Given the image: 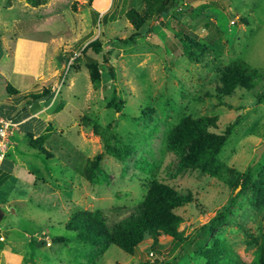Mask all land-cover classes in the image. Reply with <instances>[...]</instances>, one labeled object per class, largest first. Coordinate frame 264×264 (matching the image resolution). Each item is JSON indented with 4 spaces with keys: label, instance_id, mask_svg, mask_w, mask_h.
I'll list each match as a JSON object with an SVG mask.
<instances>
[{
    "label": "rangeland",
    "instance_id": "obj_1",
    "mask_svg": "<svg viewBox=\"0 0 264 264\" xmlns=\"http://www.w3.org/2000/svg\"><path fill=\"white\" fill-rule=\"evenodd\" d=\"M30 1L44 4L32 7ZM128 4L144 14L143 0H1L3 28L12 39L16 35L19 46L17 61L11 60L18 74L11 86L28 73L51 89L46 105L52 112L46 119L52 132L44 147L53 158L36 155L25 139L10 141L5 157L15 171L0 176V264H205L203 252L215 246L223 251L215 264H227L235 255L251 260L262 243L264 206L255 202L251 186L260 183L264 172V152L255 162L256 151L264 146V98L257 99L264 82L250 92L237 89L220 102L213 67L215 61L226 66L241 58L264 73V0H182L150 23L151 32L145 25L134 45L117 40L135 32L121 12ZM221 4L230 8L233 20ZM181 29L208 49L199 60L185 54L176 37ZM82 39L87 41L83 46ZM96 39L103 51L87 57L100 65L97 88L90 81L88 58L81 54ZM68 54L72 57L63 64ZM106 67H113L115 79ZM7 85L0 78L4 113L10 104L5 101ZM58 105L60 112L55 111ZM183 115L217 117V133L239 117L218 159L230 170L249 173L251 184L245 190L200 171L179 169V158L166 152L164 144ZM95 124L106 131L111 125L132 152L123 160L106 154L96 172L100 183L91 184L75 167L85 168L103 152ZM153 180L193 198L175 211L182 221L178 240L162 236L153 249L147 238L128 255L113 246L91 248L66 233L77 210L100 211L108 227L125 220ZM59 236L68 243H53Z\"/></svg>",
    "mask_w": 264,
    "mask_h": 264
},
{
    "label": "trees",
    "instance_id": "obj_2",
    "mask_svg": "<svg viewBox=\"0 0 264 264\" xmlns=\"http://www.w3.org/2000/svg\"><path fill=\"white\" fill-rule=\"evenodd\" d=\"M180 1L182 0H143L145 8L143 15L138 13L131 4H128L121 12L135 32L126 40L117 39L118 42L125 45H134L136 40L141 37L139 31L145 25H148V32H151L150 23L157 21L161 16L169 13L177 7ZM29 3L32 7H36L44 4V1H30ZM222 8L227 18L233 20L230 8L223 5ZM176 37L179 38L183 50L190 60L197 61L203 54L208 52V49L203 44L193 40L184 33L183 29L176 33ZM85 42L82 39L80 41L81 46ZM102 51V41L96 39L89 42L82 49L81 54L83 57H87V53L91 52L93 55L99 56ZM71 57L72 54H68L64 57L65 59L62 63L65 64ZM102 57L104 64H109L108 58L105 55ZM87 58L90 81L97 88L101 82L100 65L91 58ZM213 69L217 74V85L214 89L215 96L220 102L223 98L232 95L237 89L250 92L257 85L264 82V73L260 69L252 67L241 58H236L226 66H222L215 61ZM106 70L111 78L115 79L113 67H106ZM6 90L9 95L18 94L10 86ZM50 91L51 89L43 87L40 93L28 94L24 97V100L39 102L47 98ZM206 96L210 97L211 95L207 93ZM263 98L264 93L257 96L260 102ZM61 110H63V107L60 105L55 109L56 112H60ZM0 114L11 118L4 113L3 108H0ZM143 114L145 115L146 113L144 112ZM239 122L240 119L238 117L235 121L228 124L221 133H217V130H219L217 117L183 115L167 135L164 144L165 150L179 158V169L183 171H200L222 181L228 187L235 188L237 186L245 190L249 183L251 184L249 173L241 174L238 171L230 170L221 164L218 159L224 145L232 136L233 130ZM83 125L86 128L89 127L87 117H85ZM108 128H110V131L102 129L97 124L93 126V133L102 139L103 152L87 161L85 168L75 167L77 173L91 184L100 183L97 180L96 172L100 169V165L106 154L123 160L128 158L132 152L131 147L122 145L119 142V136L111 132V125ZM51 132L52 125L49 124L42 134L36 136L28 133L25 134L24 138L29 149L46 161L53 158V154L44 147L47 140L51 137ZM2 165L0 172H6L7 174L12 172L13 165L9 161L6 160ZM227 173L232 174V176L230 177ZM259 181L260 183L254 184L251 187L256 199L255 202H258L259 206H264V172L260 173ZM192 200L191 194L181 195L161 181L153 180L137 210L125 220L108 227L100 211L77 210L70 215L65 230L67 234L77 238L91 248L113 246L131 255L147 238L152 240L153 249L158 245L159 239L162 236L178 240L180 234L177 227L182 221L175 214V211L191 203ZM53 240V243H68L69 239L59 236ZM222 253L223 251L217 246L206 249L203 252L205 264H215L216 260L222 256ZM227 264H264V236L261 245L254 252L251 260H248L244 256L235 255Z\"/></svg>",
    "mask_w": 264,
    "mask_h": 264
},
{
    "label": "crops",
    "instance_id": "obj_3",
    "mask_svg": "<svg viewBox=\"0 0 264 264\" xmlns=\"http://www.w3.org/2000/svg\"><path fill=\"white\" fill-rule=\"evenodd\" d=\"M9 8L11 9L13 6H10ZM4 23L6 22L2 20L0 14V78L3 82L9 83V85L6 86L7 89L8 86H11L10 81H12L13 77L18 76L17 68L15 67V64L11 63V60L17 61L18 57L16 55V50L18 51L19 46L18 40H15L16 35H14V39H12L9 33L3 28ZM11 24L12 23H10V25ZM8 53L10 55H8ZM36 76L37 75L31 77L28 73L20 75L21 80L13 84L14 86H11L18 92V94L9 95L8 92H6L8 97L5 98V101L10 104L5 106L7 107L5 114L14 119L15 123L18 125L13 137L11 138V143L23 140L25 134L28 133L36 136L40 135L45 132L47 126L49 125L48 119H46L48 116L47 112L51 113L52 110L46 104L48 102V98L51 97V91L44 103L24 100V97L31 94V91H38V88L44 87L37 84V81L35 80ZM24 105H26V107H24ZM34 107H36L35 111L33 113H29V111ZM38 128L40 132H38ZM5 161L6 160H4V162ZM14 171L13 167L12 172H10L9 175L14 174ZM1 174H4V172H0V176Z\"/></svg>",
    "mask_w": 264,
    "mask_h": 264
},
{
    "label": "built area",
    "instance_id": "obj_4",
    "mask_svg": "<svg viewBox=\"0 0 264 264\" xmlns=\"http://www.w3.org/2000/svg\"><path fill=\"white\" fill-rule=\"evenodd\" d=\"M55 87L53 90L55 91ZM17 124L11 118L4 117L0 114V166L5 160V153L9 146V141L17 129Z\"/></svg>",
    "mask_w": 264,
    "mask_h": 264
},
{
    "label": "water",
    "instance_id": "obj_5",
    "mask_svg": "<svg viewBox=\"0 0 264 264\" xmlns=\"http://www.w3.org/2000/svg\"><path fill=\"white\" fill-rule=\"evenodd\" d=\"M264 152V146L260 147L257 151H256V160L255 162H258L261 158L262 153Z\"/></svg>",
    "mask_w": 264,
    "mask_h": 264
},
{
    "label": "clouds",
    "instance_id": "obj_6",
    "mask_svg": "<svg viewBox=\"0 0 264 264\" xmlns=\"http://www.w3.org/2000/svg\"><path fill=\"white\" fill-rule=\"evenodd\" d=\"M13 135H14V134H13ZM12 137H13V136H12ZM12 137H11V138H12ZM10 141H11V139H10ZM10 141H9V145H10ZM5 160H6V158H5ZM3 162H4V161H3ZM3 162H2V164H3ZM2 164H1L0 168L2 167Z\"/></svg>",
    "mask_w": 264,
    "mask_h": 264
}]
</instances>
